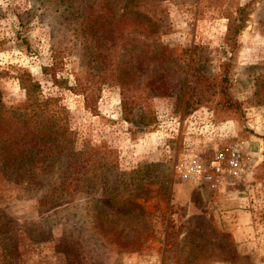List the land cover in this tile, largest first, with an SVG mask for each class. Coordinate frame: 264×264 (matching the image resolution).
<instances>
[{"label":"rangeland","instance_id":"374dc122","mask_svg":"<svg viewBox=\"0 0 264 264\" xmlns=\"http://www.w3.org/2000/svg\"><path fill=\"white\" fill-rule=\"evenodd\" d=\"M0 264H264V0H0Z\"/></svg>","mask_w":264,"mask_h":264},{"label":"built area","instance_id":"2783aa9c","mask_svg":"<svg viewBox=\"0 0 264 264\" xmlns=\"http://www.w3.org/2000/svg\"><path fill=\"white\" fill-rule=\"evenodd\" d=\"M244 142H232L216 150L209 158H182L175 163V170L182 178L203 183L219 190L232 184L246 171L244 162Z\"/></svg>","mask_w":264,"mask_h":264},{"label":"trees","instance_id":"16d2710c","mask_svg":"<svg viewBox=\"0 0 264 264\" xmlns=\"http://www.w3.org/2000/svg\"><path fill=\"white\" fill-rule=\"evenodd\" d=\"M241 11L243 10V8L240 9ZM232 21V19L230 20V22ZM229 31H233L234 33H236L238 31L239 28H241V25H237V24H234V23H229ZM228 40H230V35H228L227 37ZM227 63H225L226 65ZM212 79H215V78H222V80L224 79H227L228 78V73L227 71L226 72H223V73H220V74H217V75H214L213 77H211ZM39 86V84L36 82V81H32L30 80L28 82V84H25L24 88L26 89V93H27V100L25 101L27 105H29L30 107H34L35 105H37L38 107L41 106V104H43V100H40L37 96H32L33 92H35L36 88ZM202 100L199 98L196 100L197 103H200ZM188 103H186V107ZM38 107H35V108H38Z\"/></svg>","mask_w":264,"mask_h":264}]
</instances>
